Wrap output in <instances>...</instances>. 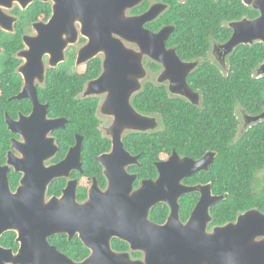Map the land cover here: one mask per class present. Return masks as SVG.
<instances>
[{
    "label": "water",
    "instance_id": "1",
    "mask_svg": "<svg viewBox=\"0 0 264 264\" xmlns=\"http://www.w3.org/2000/svg\"><path fill=\"white\" fill-rule=\"evenodd\" d=\"M54 1L52 19L47 25L40 24V35L34 41V78L44 75L42 60L46 54L52 55L53 66L62 61L67 47L63 33L71 31V21L80 15L86 22L84 32L89 43L80 54L79 64L101 52L106 57L102 76L91 84L86 95L109 93L106 111L114 110L118 114L119 126L136 127L138 131L145 132L147 127L154 125V120L137 115L130 107V99L141 89V84L135 88L129 77L143 78L144 74L140 67L131 70L129 63L135 62L138 56L125 49L116 37L137 42L141 51L164 66L161 81L170 82L172 94L188 100L193 98L187 77L197 65L182 63L175 51L166 48L173 29H166L158 35L142 29L145 23L155 19L158 9L140 18L125 19V11L141 0ZM242 1L247 7L257 10L260 16L231 26L233 36L222 46L226 55L240 46L264 44V0ZM68 41L75 43L76 38L70 37ZM258 76H264V64ZM28 84L31 90H24L18 99H32L33 115L28 119L22 118L16 125L19 127L25 123L22 130L16 126L13 128L25 138L24 144L14 145L23 154V159H16L11 154L8 165L0 168V237L7 230L17 231L20 250L14 256L0 247V264L11 261L15 264H51L48 261L76 264L48 243V238L57 234H68L70 238L79 234L84 244L93 248L94 255L82 264H264V214L256 210L246 212L235 223L217 227L209 233L212 223L210 210L227 196H214L211 184L194 187L182 184L196 173L208 172L216 158L214 153L192 160L182 158L174 151L168 161L157 164L158 180L145 181L141 189L134 191L136 176H130L125 168L136 164L138 159L125 150L120 131L116 129L113 131L112 153L97 158L105 167L108 189L102 192L94 179L89 202L78 205L77 183L70 182L60 199L52 198L47 202V191L53 181L68 178L72 171H82L84 138L76 137V144L64 161L46 167L45 163L58 151L55 141L48 135L64 129L67 121L49 120L47 106L39 103L37 90L32 87L33 78L30 77ZM127 119L130 122L121 124ZM247 119L253 124L261 122L264 112L257 117L247 116ZM31 125L34 129L29 128ZM11 166L23 174L16 194L9 189ZM195 193L200 194V199L184 224L180 219L179 201ZM160 204L167 205L170 210L164 225L149 221L150 210ZM113 238L127 242L133 251H143L145 262L133 263L127 254H113L110 250Z\"/></svg>",
    "mask_w": 264,
    "mask_h": 264
},
{
    "label": "trees",
    "instance_id": "2",
    "mask_svg": "<svg viewBox=\"0 0 264 264\" xmlns=\"http://www.w3.org/2000/svg\"><path fill=\"white\" fill-rule=\"evenodd\" d=\"M167 2V1H166ZM171 10L161 17L159 24L173 25L174 34L169 38L168 47L176 48L183 61L202 60L199 68L188 77L191 88L202 94V106H192L186 101L169 95L166 87L147 83L144 90L134 98L133 105L145 115L159 116L162 131L152 135H136L128 138L126 147L133 154H140V166L133 171L139 179L157 177L155 163L169 158L176 151L182 158L199 160L207 153L217 157L209 172H201L187 179L185 184L212 185L214 196H227L226 200L214 205L210 214L215 226L235 223L238 217L249 211L264 214V179L259 189L257 177L264 174V120L252 124L240 134L237 110L248 117H257L264 112V76L258 71L264 64V44L240 46L227 58V71L206 60L212 42L225 45L232 38L233 30L228 24L245 18L255 20L259 12L247 7L242 0H188L178 4L169 0ZM43 11L49 17L50 8ZM42 11H36V20ZM102 62L92 61L81 69L77 76L70 77L63 71H50L46 86L40 90L43 103H49V116L64 117L69 121L65 130L57 131L60 159L75 144V135L84 138L82 152L83 174L78 176L84 189L97 177L101 186L106 185L103 168L96 157L111 148L104 139L96 118L97 99L78 101L89 80L96 79L102 72ZM20 175L12 177L18 185ZM65 180H57L49 188L48 196L60 195ZM86 198V191L79 197ZM199 200V194L184 196L181 220L186 222ZM170 215L167 205L160 204L150 213V220L164 225ZM15 234L4 236L3 244L14 242ZM120 250H128L125 243L116 240ZM137 257L140 254H136Z\"/></svg>",
    "mask_w": 264,
    "mask_h": 264
},
{
    "label": "flooded vegetation",
    "instance_id": "3",
    "mask_svg": "<svg viewBox=\"0 0 264 264\" xmlns=\"http://www.w3.org/2000/svg\"><path fill=\"white\" fill-rule=\"evenodd\" d=\"M168 1L169 0H141L139 1V4H137L135 7L127 9L125 11L124 17L125 19H136V18H140L146 15L148 12H150L153 9H158L155 19L145 23L142 29L146 32H149L150 34L158 35L162 31L172 28L173 31L171 35L169 36L170 38L175 32V27L173 25H162L161 26L159 24L161 17H163L165 14H167L171 10V2H168ZM187 1L188 0H177V3L180 5V4L187 3ZM55 5H56V2L54 0H11V2L8 0H4L3 3H0V168L8 165V161H9L11 154L16 159H23V154L16 147H14V145L15 143L24 144L25 138L23 137L21 133L14 132L13 128L18 123H21L22 118L28 119L33 115L34 104L32 102V99L28 97L18 99V97L24 92V90L26 89L31 90L28 88L30 77L33 78L32 87H35L37 90V98H38L39 103L42 106H47V111H48L47 118L49 120L65 119L67 121V124H66V127H67V125L69 124V121L66 118L64 117L52 118L49 116V103H43L40 100V96H39L40 90L46 86L47 76L50 71L52 70L63 71L64 73H67L70 77H74L81 73V69L83 66L91 63L92 61L96 59H99L102 62V66H101L102 72L100 76L96 79L87 81L85 84L84 90L82 91V93H80L76 97V99L78 101H83V100L91 99V98L98 100V105H97L95 114H96V118L100 122L99 129L102 133L103 138L109 140L111 143L110 150L106 153L101 154L100 156L109 155L112 153L113 137H114L113 131L116 129L120 131L121 140L124 143L125 150L132 157L138 159L136 164L129 165L125 168L126 172L130 176H136V181L133 185V188H134V191H138L139 189H141L143 182L149 181V180L154 181V182L157 181L159 178V173L157 170V177L154 179L149 178V179L140 180L139 175L135 173L133 170L136 169V167H139L141 165L140 164L141 155L133 154L131 150L126 147L125 141L128 138L135 140L136 135H152L154 133L155 134L159 133L162 131L163 128H162L161 118L159 116L145 115V114L140 113L137 110V108L133 105L134 98L138 96L144 90L147 83H152L153 85L157 87H166L169 95L174 98L182 99L192 106L201 107L202 106V94L200 91L198 90L194 91L191 88V86L188 83V77L189 75H191L193 72H195L199 68V66L202 63V60H194L191 62L183 61L181 57L178 55L176 48L168 47L169 38L167 39L166 48L168 50L175 51L177 57L180 59L182 63L184 64L195 63L197 65V68L192 73H190L187 77L188 86L193 94V98L191 100L190 99L188 100L187 98L183 96L172 94L170 92V82L169 81H161L162 75L165 71V68L161 63L155 61L148 53L141 51L137 42L128 40L126 38L124 39V38L116 37L122 41L125 49L134 52V54L138 56L135 62L133 61L131 62V64L129 63V65L131 66V70L135 71L138 67H140L142 68L143 74H144L143 78L129 77V80L133 82L135 88L139 84H141V89L137 91L136 93H134L130 99V107L137 115L148 117L149 119L154 120V125L147 127L145 132L138 131L136 127L119 126L118 123L120 122L118 121V117H117L118 114L114 110L106 111V103L107 101H109V97L111 96L109 93L92 95V96L86 95L87 92L90 90L91 84L102 76L104 72V61L106 57L101 52L98 55L87 60V62L79 64L80 54L89 43V38L85 35V32H84V24L86 22L84 21V18L82 16L80 15L76 16L77 19L71 21L72 23V28L70 29L71 31H67L63 33V40L67 43V47L63 51L62 61H60L58 65L53 66L52 65V55L46 54L42 60V63L44 66V75H42V77L37 76L36 78H34L35 76L34 41L40 35L38 27L40 26V24L41 25L49 24L54 14ZM44 6H48L50 8L49 17L45 15V12L43 11ZM36 11H42L38 20H36ZM259 16H260V13H259ZM243 20L253 21L254 19L251 20V19L245 18ZM242 21H234L232 23H229L228 28L231 29V26L233 24L239 23ZM232 36H233V33H232ZM70 37L76 38L75 43H69L68 39H70ZM222 46L223 45H220L217 42L213 41L211 51L208 53L206 60L210 62L212 65L217 66L220 69V71L226 72L228 68L227 58L229 55H226L224 53V51L222 50ZM212 53L215 54L216 58H218L219 60L218 62L212 61L211 59ZM239 111H241L242 115L244 114L246 116V114L241 109L237 110V114H239ZM102 118H104L107 121V123H105L102 120ZM238 119L239 121H241L239 116H238ZM128 122L130 121H128L127 119L121 124L128 123ZM34 125L36 124L34 123ZM104 125L106 126L104 127ZM25 126L26 124L23 123V125L19 127L16 126V128L18 130H22ZM66 127L64 129H59V130H65ZM29 128L34 129V126L31 125ZM102 129L105 130V133ZM59 130H56L48 135V138H52L55 141V145L58 147V151L53 158H51L49 161L45 163L46 167L54 166L64 161L69 150L76 144V137L80 136V135H75V144L71 146L66 151L64 156L60 159L61 147L59 146V142H58L59 140L57 137V131ZM242 132H243V129L241 127V122H240V134H242ZM207 154H210V153H207ZM98 157H96V162L100 166H102L103 176L105 177V174H104L105 167L97 161ZM216 157H217V154H216ZM169 158H167L164 161L155 163L156 169H157L158 163L166 162L169 160ZM83 172L84 170H83V160H82V171L81 172L72 171L68 178L57 179V180H65L66 181L65 186L61 189L60 195H53L49 197L48 196L49 188L52 185V183L57 180L53 181L47 191V195H46L47 202H49L52 198L60 199L63 196L64 190H66L70 182L77 183L76 202L78 205L87 204L89 202L90 191H91V188L93 187L94 179L97 181L98 188L102 192H105L108 189L109 182L106 177H105L106 185L104 188L101 186L97 177H93L90 185H88L86 189L83 190L84 189L83 183L81 179L78 177V176H81ZM202 172H206V171H202ZM199 173H196L195 175L187 179L193 178ZM16 174H19L21 176L18 185H16V183L13 182V179H12V177H14V175ZM22 177H23V174L17 173L13 166L10 167L8 178H9V189L11 188L10 192L12 194H16L18 188L21 185ZM187 179H185L182 182V184L185 186H188V187L205 186V185H200V184L189 186L185 184V181ZM84 191H86V198L81 200L79 197L82 193H84ZM195 194H198V193H195ZM199 199H200V194H199ZM154 208L150 210V213ZM181 211H182V206L180 203V219H181ZM150 213H149V221L152 222L150 220ZM186 222L182 221V223L184 224H186ZM152 223L156 224L154 222ZM217 227H221V226H215L212 229L208 228V232L212 233L213 230ZM11 233L15 234L14 242L17 244V247H15L14 245L7 246L3 244L2 239L4 238V236H7ZM116 240H118L119 242L125 243L128 247V250H120L122 248L121 244L115 245ZM48 243L59 254L65 256L67 259H69L70 261H73L76 264H82L94 255L93 248L87 247L84 244V242L81 240L79 234H76L72 238H70L68 234H57V235H54L48 238ZM101 246L102 245L100 246L97 245L96 247L102 248L103 246L102 247ZM0 247L7 252H12V254L16 256L20 250V243L18 242V232L11 231V230L5 231V233L0 237ZM110 250L112 251L113 254H117V255L127 254L130 258V262H133V263L138 262V261L145 262L146 257L143 251H133L131 249V246L127 242L122 241L120 239L113 238L111 240ZM136 254H140V256L137 257ZM48 262L51 264H59L58 262L57 263L50 262V261ZM4 264H15V263L11 261V262H4Z\"/></svg>",
    "mask_w": 264,
    "mask_h": 264
},
{
    "label": "rangeland",
    "instance_id": "4",
    "mask_svg": "<svg viewBox=\"0 0 264 264\" xmlns=\"http://www.w3.org/2000/svg\"><path fill=\"white\" fill-rule=\"evenodd\" d=\"M213 51H214V49H213ZM104 54V53H103ZM105 55V54H104ZM211 59H212V61H214V62H218L219 60H218V58H216L215 57V54H213L212 53V55H211ZM239 117H240V122H241V127H242V129H243V131L245 130V129H248V128H250L251 126H252V124L253 123H251V122H249L248 121V119H247V117L243 114L242 115V113H241V111H239V114H237ZM102 120L105 122V123H107V121L104 119V118H102ZM106 125H104V127H105ZM103 127V128H104ZM103 131H104V133H105V130L104 129H102ZM264 179V174H260V175H258V177H257V186H256V188L257 189H259V187H260V185L262 184V180Z\"/></svg>",
    "mask_w": 264,
    "mask_h": 264
},
{
    "label": "bare ground",
    "instance_id": "5",
    "mask_svg": "<svg viewBox=\"0 0 264 264\" xmlns=\"http://www.w3.org/2000/svg\"><path fill=\"white\" fill-rule=\"evenodd\" d=\"M215 160H216V159H215ZM11 183H12V182H11ZM11 183H10V184H11ZM10 189H11V188H10Z\"/></svg>",
    "mask_w": 264,
    "mask_h": 264
}]
</instances>
